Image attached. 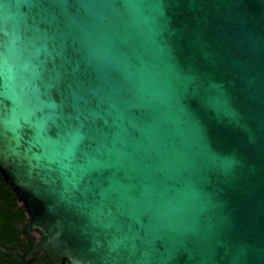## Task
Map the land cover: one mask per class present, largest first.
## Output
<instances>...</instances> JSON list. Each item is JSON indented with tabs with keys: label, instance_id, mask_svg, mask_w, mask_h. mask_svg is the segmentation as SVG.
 <instances>
[{
	"label": "water",
	"instance_id": "1",
	"mask_svg": "<svg viewBox=\"0 0 264 264\" xmlns=\"http://www.w3.org/2000/svg\"><path fill=\"white\" fill-rule=\"evenodd\" d=\"M0 174L23 264H264V0H0Z\"/></svg>",
	"mask_w": 264,
	"mask_h": 264
},
{
	"label": "flooded vegetation",
	"instance_id": "2",
	"mask_svg": "<svg viewBox=\"0 0 264 264\" xmlns=\"http://www.w3.org/2000/svg\"><path fill=\"white\" fill-rule=\"evenodd\" d=\"M1 183L6 184L2 175ZM2 185V184H1ZM7 185V184H6ZM12 190L7 186H0V264H23V255L31 247L33 241L39 242L41 235L32 232L26 234V226L29 222L23 204L17 199L18 211L24 214L18 216L12 214ZM29 264H52L45 252L37 253ZM61 264H69L63 261Z\"/></svg>",
	"mask_w": 264,
	"mask_h": 264
},
{
	"label": "trees",
	"instance_id": "3",
	"mask_svg": "<svg viewBox=\"0 0 264 264\" xmlns=\"http://www.w3.org/2000/svg\"><path fill=\"white\" fill-rule=\"evenodd\" d=\"M2 182V180H1V176H0V186H7L6 184H4V183H1ZM2 184V185H1ZM10 194H11V201H12V214L13 215H16V213H17V211L19 210V206H18V203H17V196H16V194L12 191V192H10ZM18 216H20V215H22V214H24L23 213V211L21 212V211H18Z\"/></svg>",
	"mask_w": 264,
	"mask_h": 264
}]
</instances>
